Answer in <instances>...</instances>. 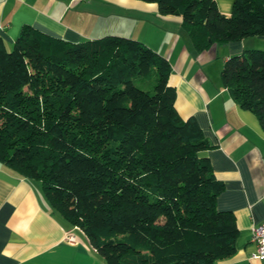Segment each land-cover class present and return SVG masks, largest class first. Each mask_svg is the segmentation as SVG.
Returning a JSON list of instances; mask_svg holds the SVG:
<instances>
[{"label": "trees", "instance_id": "1", "mask_svg": "<svg viewBox=\"0 0 264 264\" xmlns=\"http://www.w3.org/2000/svg\"><path fill=\"white\" fill-rule=\"evenodd\" d=\"M182 18L198 53L264 35V0H143ZM169 59L115 34L70 42L25 24L0 38V165L41 182L47 202L78 226L107 264H222L236 252L232 211L213 145L183 118ZM230 95L264 130V49L230 56Z\"/></svg>", "mask_w": 264, "mask_h": 264}, {"label": "crops", "instance_id": "2", "mask_svg": "<svg viewBox=\"0 0 264 264\" xmlns=\"http://www.w3.org/2000/svg\"><path fill=\"white\" fill-rule=\"evenodd\" d=\"M230 14L235 0H216ZM25 24L70 42L107 34L138 39L166 56L170 84L177 89L176 108L194 116L213 145L214 174L225 183L219 210L232 211L239 234L236 252L222 264H264L253 260L252 228L264 222V130L257 116L235 102L221 70L230 56L264 49V35L214 44L198 53L182 18L162 16L143 0H0V38L9 49ZM221 56V58H220ZM73 234L76 243L67 241ZM0 264H107L87 235L47 202L38 180L0 165Z\"/></svg>", "mask_w": 264, "mask_h": 264}, {"label": "built area", "instance_id": "3", "mask_svg": "<svg viewBox=\"0 0 264 264\" xmlns=\"http://www.w3.org/2000/svg\"><path fill=\"white\" fill-rule=\"evenodd\" d=\"M67 241L76 243L77 240L73 234H69L67 235ZM251 241L255 244L256 249L251 253L250 258L264 260V222L252 228Z\"/></svg>", "mask_w": 264, "mask_h": 264}, {"label": "rangeland", "instance_id": "4", "mask_svg": "<svg viewBox=\"0 0 264 264\" xmlns=\"http://www.w3.org/2000/svg\"><path fill=\"white\" fill-rule=\"evenodd\" d=\"M220 58H221V56H220Z\"/></svg>", "mask_w": 264, "mask_h": 264}]
</instances>
